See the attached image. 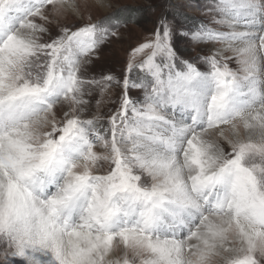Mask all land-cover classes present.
<instances>
[{"label":"snow or ice","instance_id":"6c2138e0","mask_svg":"<svg viewBox=\"0 0 264 264\" xmlns=\"http://www.w3.org/2000/svg\"><path fill=\"white\" fill-rule=\"evenodd\" d=\"M79 8L0 0V264H264V0L205 4L215 27L162 13L98 78L145 9L53 34Z\"/></svg>","mask_w":264,"mask_h":264},{"label":"rangeland","instance_id":"374dc122","mask_svg":"<svg viewBox=\"0 0 264 264\" xmlns=\"http://www.w3.org/2000/svg\"><path fill=\"white\" fill-rule=\"evenodd\" d=\"M105 11L101 7L92 5L89 0H75L80 6V16L77 17L70 13H65L58 20L53 21V34L58 30V24H79L87 22H96L103 17L117 13L122 8L145 9L142 14L136 16L138 22H132L119 29V39L113 38L105 43L99 50L97 57L85 72L86 76H96L97 78L103 74L111 72L114 75L120 76L126 66L129 58V53L132 48L149 39L152 31L156 26L157 18L168 11L183 13L184 15L194 18L196 21H211V14L208 13L204 5L213 3V0H104ZM94 4V3H93ZM149 6L154 7V11L147 10ZM89 16L91 20H89ZM214 26L215 25H211ZM177 47L183 51L189 45L183 40L176 41ZM211 48V45L208 46ZM197 51L199 49H196ZM230 67L234 70L238 69V64L235 60L230 63ZM119 88H113L108 93L101 95L99 89H93L91 94L92 111L102 115H107L111 110L118 107ZM134 97L139 95L136 90L131 92ZM99 101V104L97 102ZM3 245L0 244V250ZM119 254V253H118ZM2 258V256H0Z\"/></svg>","mask_w":264,"mask_h":264},{"label":"bare ground","instance_id":"6f19581e","mask_svg":"<svg viewBox=\"0 0 264 264\" xmlns=\"http://www.w3.org/2000/svg\"><path fill=\"white\" fill-rule=\"evenodd\" d=\"M89 2L90 3H92V5H97V6H99V7H101L102 9H104V11L106 10L105 9V6H104V4H105V1L104 0H89ZM94 3V4H93ZM75 4H77L76 2H75ZM68 13H70V14H72V15H74V16H77V17H81L80 16V11H79V15H77V14H73L72 12H68ZM67 13V14H68ZM212 47V46H211Z\"/></svg>","mask_w":264,"mask_h":264}]
</instances>
